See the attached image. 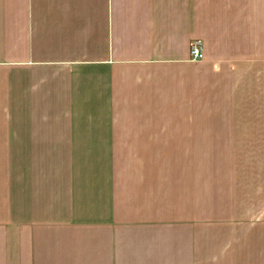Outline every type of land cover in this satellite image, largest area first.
Listing matches in <instances>:
<instances>
[{"label":"crops","instance_id":"1","mask_svg":"<svg viewBox=\"0 0 264 264\" xmlns=\"http://www.w3.org/2000/svg\"><path fill=\"white\" fill-rule=\"evenodd\" d=\"M0 264H264V0H0Z\"/></svg>","mask_w":264,"mask_h":264},{"label":"built area","instance_id":"2","mask_svg":"<svg viewBox=\"0 0 264 264\" xmlns=\"http://www.w3.org/2000/svg\"><path fill=\"white\" fill-rule=\"evenodd\" d=\"M190 55L192 60H197L201 58V42L198 40L193 41L190 48Z\"/></svg>","mask_w":264,"mask_h":264}]
</instances>
